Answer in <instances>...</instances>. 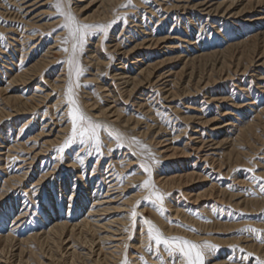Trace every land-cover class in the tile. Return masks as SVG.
I'll return each mask as SVG.
<instances>
[{"label": "rangeland", "instance_id": "rangeland-1", "mask_svg": "<svg viewBox=\"0 0 264 264\" xmlns=\"http://www.w3.org/2000/svg\"><path fill=\"white\" fill-rule=\"evenodd\" d=\"M18 1L22 2V0ZM34 1L36 5L29 8V11L33 13L35 11V16H37L34 20L42 27L37 25L38 27L35 26L31 30H38L37 35L42 34V36L47 37L57 35L56 48H59L53 49V52L55 51L54 56L58 63L44 72V79L37 77L42 79L40 81L42 82L41 86L38 84L37 78L35 81V77L28 81V84H24V98L31 95L36 96L33 100L35 109H29L18 114L20 117L11 113L9 116L6 115L7 118L4 116L0 120V264H122L125 256H127L129 264H144L145 261L147 264H161V259L163 264H173V257L164 251L163 246L160 247L159 252H157L155 245H153L152 251L147 250V227L141 218H147L157 223L158 228L166 236H182L189 240H195L197 243L207 241L209 244L217 245V249L205 251V264H257V258L264 261V243L260 242L261 239H264V192L261 191L264 180L257 181L251 178L253 174L257 177H264V19H260L264 16L262 15L264 2L251 8L250 0H212L209 2L213 4L227 2L225 6L228 2L234 1V3L230 6L231 9L228 7V11L226 10L228 13H222L223 6L219 10L221 12L215 15L210 13L211 16L209 13H202L199 7L193 6V3L196 4L201 0H124L126 2L123 4H112L114 13L116 11L121 12H118L121 17H118L115 23H109L110 27L107 30L110 31L111 28L113 30L111 29L110 33L108 31L107 36L109 38L107 36L105 38L108 40L114 36L115 38L118 37L117 39L122 41L123 47L120 51L114 52L107 50L108 47L104 49L101 58H105V61L108 60L109 65L108 62L104 61L103 64L97 65L95 68L82 57L88 54L90 46L100 37L101 31L94 30L93 34L86 37L81 53L80 50L77 53V58L81 57V62H83L81 67L83 75L79 78L80 87L75 89L78 104L85 111L88 110L94 115H98L100 106L107 107L108 104V106L112 105L113 107L116 103L121 105V119H116L115 116L113 118L108 112L102 116V119L106 118L107 121H111L119 129H123L122 132L128 136L127 138L132 139L136 154L141 159L147 160L153 167L152 170L154 169L153 180L156 188L166 194L163 215L155 210L158 204L143 202L137 208L138 217L136 226L132 231L131 208L138 199L147 194L140 188L133 187L142 184L143 180L147 178L140 167L145 161L136 159V156L132 155L131 149H127L121 141L119 143L114 136L110 137V131L104 126L101 130L102 133L105 132L106 136L100 131V152L96 151L93 143L83 145L79 139L66 148L63 153L58 151L71 130L65 98L66 89L64 91V89L56 87L51 90L50 87L42 85H45V80L54 81L60 73V64L64 59L62 55H65L60 48L68 45L62 43L64 37L67 36V31L59 27L63 17L58 16L55 8L51 7L54 0ZM75 1L72 0V2ZM89 2L90 0L77 2V4H81L80 8H82L80 15H89L98 9L97 3ZM12 3L9 0H0V14H4V17L1 15L2 18H0V21L2 20L0 27L5 26L4 31L0 30V33L6 32L3 33V41L0 39V50L3 51H10L9 46L11 48L16 43L14 36H18L16 35L18 32H13L10 35L11 30H15L16 23L20 21L17 19L16 6ZM181 5L185 7L181 8ZM246 6L248 7L245 8ZM38 7L39 9L36 10ZM192 8L196 9L192 10ZM29 11L28 14L31 13ZM130 12L132 14H129ZM122 13L129 15L123 19ZM29 27L26 28L30 29ZM6 28L7 30H5ZM125 29L129 31L127 32ZM134 29L138 32H136L137 34L134 33ZM22 35L20 34L18 38H21ZM105 38L104 40H106ZM135 38H138L139 42L149 40V43H154L153 41L156 39L162 38H165V41L150 48V51L149 48H146L148 53L142 46L140 51L135 50L137 54L135 51L130 53L131 59H128L127 56L125 60L126 56L122 52L130 50L139 43L135 41ZM24 39L26 41L21 40L20 43L28 45V50H34V48L40 50L31 53L34 57L30 54L25 56L22 65L35 61V58L44 53L42 49L46 47V44L47 47L52 46L51 41L53 40L51 38L39 45L36 41L32 44L29 38ZM5 43L7 46H4ZM33 46L34 48H32ZM24 51L26 52V50ZM191 51L192 53H190ZM132 54L137 58H134L135 56ZM0 55H4L3 60L6 59V54L0 52ZM197 56L201 57L198 58ZM118 58L125 60V62L128 60L126 63L124 62L128 68H124L125 73L131 71V73L129 72L131 75H136L143 64L144 66L146 63L156 65L153 78L156 79V77L161 76L160 81L146 84L138 88L139 90L137 89L128 98L125 97L126 92L122 93L125 88L121 84V80L112 78L116 69L114 67L121 65ZM112 59L114 63H112ZM13 60L16 61L17 58L15 57ZM134 60H140L137 61L141 66L140 69H137L138 65H135L137 68L130 65ZM2 63L0 62V64ZM244 67L248 68L242 71ZM117 70L119 71L116 73L123 71L120 68ZM95 73L97 77L101 76L100 81L92 79ZM153 78L152 81H154ZM2 81L4 83V79ZM172 81L173 83H171ZM104 82V88H95L98 87L96 85H101ZM206 82L207 84H205ZM109 87L114 88L116 92L119 90L122 95L120 99L116 98V102H114L115 98L111 99L112 96L108 92ZM165 87H169L167 88L168 91ZM34 90L37 92L34 93ZM172 90L177 94L174 98L171 94ZM49 91L50 95L45 100H41L40 96L46 95ZM165 92L166 94H164ZM12 93L18 94V89ZM0 100V108L6 107L5 109L9 110L10 105L6 106L4 102L2 104V95ZM53 103L55 107H51ZM46 107H49V110ZM244 111L245 114L243 115L242 112ZM52 112L53 114H51ZM23 113L25 114L23 115ZM130 115H132V119H135L128 122L124 121V118ZM48 116L50 117L48 118ZM228 121L227 128H222L224 131L226 128L225 132L227 133H223V130L216 133L207 131L211 124L220 123L218 125L222 126ZM250 123L253 124L251 132L238 139L237 135L241 128ZM147 125L150 126L149 130L147 134L143 135L142 131L146 130ZM21 127L23 129L20 131L19 128ZM59 127L66 128L64 132L58 133ZM42 130H44L43 133H41ZM192 132L193 136L191 135ZM202 132L204 134H201ZM198 136L199 138L203 136V140L199 139ZM225 138L227 141L222 142V139ZM135 141H139V145ZM195 141L199 143L197 144ZM212 142L217 143L216 149H210L216 146L215 144L210 145ZM200 144L202 147L199 146ZM74 145L80 146L74 148ZM144 145L147 146V149L143 148ZM232 146L233 150L230 151ZM175 149L177 150L173 155ZM147 150H150V153ZM131 157L133 159H130ZM70 158L71 161L69 162ZM152 158L158 163H154ZM81 159L83 163H80ZM101 164L103 166L100 167ZM69 165L71 166L68 167ZM93 167L97 168L96 176L92 175ZM249 169H255V173L248 171ZM106 173L109 175H105ZM129 173L135 174L129 175ZM187 174H192L194 177L186 179ZM13 175L17 178L14 179ZM171 176L175 177L173 183L167 182L166 179ZM81 177L89 184L88 186H101L99 196L104 197L101 198L100 202H102L103 207H107L105 213H99L101 215L96 216L89 215L90 206H93L94 201L91 197L85 199L86 193L84 191L88 188L82 186ZM106 179H108L107 182ZM65 180L77 183L72 188V184H66ZM96 182L97 184H95ZM125 184L128 186L123 189ZM106 193L107 195H105ZM134 194H137L136 197L128 204L126 200ZM48 195L53 196L54 202ZM67 196L73 198L68 204L65 201L66 198L69 199ZM83 218L93 219L99 223L107 222V227H100L99 230L95 231L93 228L80 226L81 220H85ZM61 222H66L68 229L66 228L63 233L61 232L58 239L59 243L55 247L56 245L47 237L50 238L48 233L52 226ZM248 228L260 229L261 232L241 231ZM114 229H117L116 232H113ZM191 229H195V231ZM111 231L113 232L112 239L109 241L100 239L104 235L111 234ZM9 236L12 237H10V241L6 240ZM110 249L112 250L111 254H109ZM249 253L252 255L249 256ZM174 258L175 264H183L178 253L174 254Z\"/></svg>", "mask_w": 264, "mask_h": 264}, {"label": "bare ground", "instance_id": "bare-ground-1", "mask_svg": "<svg viewBox=\"0 0 264 264\" xmlns=\"http://www.w3.org/2000/svg\"><path fill=\"white\" fill-rule=\"evenodd\" d=\"M6 1V0H5ZM9 1H12L13 3V5L14 6H16V11H17V19L18 20H20V21H18L17 23H16V25H17V27H14V29L15 30H11L12 32H10V35L14 32V33H16V32H18L16 35H22V37L21 38H18V36L17 37H15L14 36V41L16 42V43H14L15 44V46H13V47H11L10 48V46H9V49H10V51H3V50H0V52L1 53H3V54H6V59L5 60H3V56H1L0 55V59H2V60H0V62H3L2 64H0V94L2 95V104H3V102H4V104L7 106V105H10V108H9V110H7V109H5L6 107H1L0 108V120L4 117V116H9L11 113H13V114H15V115H18V114H20V113H22V112H25L26 110H31V109H35L34 108V106H33V100L35 99L34 97H36V96H34V95H31L30 97H28V98H24V95H25V93H24V90H23V86H24V84L26 85V84H28V81H30L31 79H33L34 77H35V81H36V78L37 77H44L43 76V74H44V72H46V70L47 69H49L50 67H52V66H54V65H56L58 62L55 60V56H54V53H55V51L53 52V49H58V48H56L57 46H56V42H57V35H51L50 37H47V36H42V34H36V33H38V30H34V29H32L31 30V28H35V26L36 27H38L37 25H40V24H38L35 20H34V18L37 16H35V11H34V13L33 12H31V11H29V8H31V7H33L34 5H36V2L34 1V0H22V2H19L18 0H9ZM41 1V0H40ZM80 1H82V0H76L75 2H72V0H63V2H64V7H65V10H68V8H69V3H70V10H71V12L72 13H74L75 14V16L78 18V20L81 22V23H87V24H93V25H105V26H107V25H109V23L111 22V23H113V21H115L116 22V20L118 19V17H121L120 16V14H118V12L116 11V13H114V10H113V8H112V4L113 5H120V4H123V3H125L126 1H124V0H90V2L89 3H97L98 5H97V7H98V9L95 11L94 10V12L93 13H91V14H89V15H85V16H82V15H80V12L82 11L81 9L82 8H80V5L81 4H77V2H80ZM181 1V0H180ZM185 1V0H184ZM187 1V0H186ZM209 1H212V0H207V1H199V2H197L196 4H194L193 3V6H197V7H199V10L202 12V13H204V14H207V13H209V15H210V13H214V15L215 14H218L219 12H221L222 11V13L224 12V13H228V12H226V10L228 11V7L230 8V6H232L233 5V3H234V1L233 2H228V4L225 6V4L227 3V2H217V4H213V3H211V2H209ZM189 2V1H188ZM187 2V3H188ZM237 2V1H236ZM235 2V3H236ZM264 2V0H250V7L251 8H254V7H257V6H259L261 3H263ZM1 3H2V1H1ZM183 3V2H182ZM6 4H8V3H6ZM178 4V3H177ZM180 4V3H179ZM189 4V3H188ZM12 5V6H13ZM137 5H138V2H137ZM163 5V4H162ZM4 6V5H3ZM6 6V5H5ZM13 6V7H14ZM183 5H181V8H184V7H182ZM187 6V5H186ZM224 6V8H223V10H221V11H219L221 8L220 7H223ZM11 8V6H8V8ZM138 7V6H137ZM248 6H246L245 8H247ZM5 8V7H4ZM124 8V7H123ZM179 8V7H178ZM177 8V9H178ZM245 8H243V9H245ZM1 9V8H0ZM13 9V8H12ZM37 9H39V7L38 8H36V10ZM152 9V8H151ZM150 9V10H151ZM194 8H192V10H193ZM196 9V8H195ZM194 9V10H195ZM231 9V8H230ZM229 9V10H230ZM242 9V10H243ZM122 10V9H121ZM126 10H128V9H126ZM125 10V11H126ZM149 10V11H150ZM1 11V10H0ZM12 11V10H11ZM28 11L29 12H31V13H29L28 14ZM131 11H133V10H131ZM152 11V10H151ZM122 12H124V11H122ZM153 12V11H152ZM4 13V12H3ZM15 13V12H14ZM20 13V14H19ZM119 13H121V12H119ZM138 13V12H137ZM154 13V12H153ZM223 13V14H224ZM236 13H238V12H236ZM236 13H233V14H236ZM16 14V13H15ZM129 14H132L131 12L129 13ZM128 14V15H129ZM239 14V13H238ZM2 14H0V16H1ZM4 15V14H3ZM2 15V16H3ZM8 16H9V14H7ZM124 15V16H123ZM128 15H127V13H122V18L123 19H125V17L127 16L128 17ZM198 15V14H197ZM200 15V14H199ZM262 15H264V13L262 14ZM2 16L0 17V18H2ZM28 16H30V17H28ZM133 16V15H132ZM138 15H136V17H137ZM171 16V15H170ZM211 16V15H210ZM234 16V15H233ZM4 17V16H3ZM7 17V16H6ZM139 17V16H138ZM144 18V17H143ZM198 18V17H197ZM208 18V17H207ZM9 19V18H8ZM15 19V18H14ZM121 19V18H120ZM127 19V18H126ZM136 19V18H135ZM135 19H133V20H135ZM261 20L262 19H264V16H263V18H260ZM130 20V19H129ZM128 20V21H129ZM141 20H142V18H141ZM191 20V19H190ZM2 21V20H1ZM1 21H0V23H1ZM6 21H8L7 19H6ZM15 21V20H14ZM17 21V20H16ZM127 21V22H128ZM132 21V20H131ZM136 21H137V19H136ZM193 21V20H192ZM191 21V22H192ZM4 22H5V20H4ZM114 22V23H115ZM144 22V21H143ZM188 22V21H187ZM63 23V20L61 21V24ZM135 23H137V22H135ZM181 23V22H180ZM194 23V22H193ZM233 23V22H232ZM5 24V23H4ZM118 24V23H117ZM116 24V25H117ZM125 24V23H124ZM190 24H192V23H190ZM115 25V24H114ZM132 25V24H131ZM136 25V24H135ZM181 25H182V23H181ZM222 25V24H221ZM4 26V25H3ZM30 26V27H29ZM133 26H134V24H133ZM136 26H139V25H136ZM185 26V25H184ZM5 27V26H4ZM4 27H0V30L1 31H4ZM6 27H7V25H6ZM10 27V26H9ZM8 27V28H9ZM26 27H29L30 29H28V28H26ZM40 27H42L41 25H40ZM187 27V26H186ZM206 27V26H205ZM11 28V27H10ZM13 28V27H12ZM115 28V27H114ZM215 28V27H214ZM219 28V27H218ZM37 29H39V28H37ZM109 29V28H108ZM112 30H113V28H111ZM111 29H110V31H111ZM129 29V28H128ZM130 29H131V27H130ZM132 29H133V27H132ZM137 29V28H136ZM139 30H140V28H138ZM5 30H7V28L5 29ZM9 30V29H8ZM94 30H99V29H94ZM93 30V31H94ZM115 30V29H114ZM117 30V29H116ZM121 30V29H120ZM125 30H127V29H125ZM215 30V29H214ZM41 31V30H40ZM109 30H107V32H108ZM110 31H109V33H110ZM123 31H124V29H123ZM122 31V32H123ZM129 30H127V32H128ZM133 31H135V29L133 30ZM192 31V30H191ZM8 32V31H7ZM130 32H132V31H130ZM129 32V33H130ZM137 31H135L134 33H136ZM141 32V31H140ZM145 32V31H144ZM236 32V31H235ZM2 33V32H1ZM4 33V32H3ZM2 33V34H3ZM6 33V32H5ZM4 33V34H5ZM97 33V32H96ZM108 33V34H109ZM119 33V32H118ZM125 33V32H124ZM138 33V32H137ZM136 33V34H137ZM123 34V33H122ZM121 34V35H122ZM127 34V33H126ZM131 34V33H130ZM135 34V35H136ZM143 34V33H142ZM147 34V33H146ZM152 34V33H151ZM150 34V35H151ZM188 34V33H187ZM187 34H185V35H187ZM8 35V34H7ZM100 37L99 38H97V40L95 41V43H92V45L90 46V49H89V52H88V54L85 56V57H82L83 59H85V61H87V63L88 64H90V65H92L94 68L97 66V65H100V64H103L104 63V61H105V58H101V55L103 56V54H104V49H106L107 47V50H110V51H120L121 49H122V41H119L117 38L118 37H116L115 38V36L112 38L111 36V38L112 39H106L105 38V34L101 31L100 32ZM125 35V34H124ZM193 35V34H192ZM234 35V34H233ZM25 36V37H24ZM37 36V37H36ZM141 36V35H140ZM4 37H5V35H4ZM124 37V36H123ZM127 37V36H126ZM133 37H134V35H133ZM136 37V36H135ZM186 37V36H185ZM189 36L187 35V38H188ZM13 38V37H12ZM18 38V39H17ZM24 38H29L30 40H31V43L33 44V42H37L39 45H42L41 43L44 41H47V40H49V39H51V38H53V40L51 41L52 42V46H48L47 47V44H46V47L44 48V49H42L43 51H44V53H40L41 55H39L38 56V58H35V61H33V62H30L29 64H24V65H22V62H23V60H24V58H25V56H27V55H31V53H35V52H37L38 50H40V49H38V48H34V46L32 47V48H34V50H28V48H27V46L28 45H26V44H24L23 45V43L21 42L20 43V41L22 40H25ZM104 38L107 40H104ZM107 38H109L108 36H107ZM125 38V37H124ZM128 38V37H127ZM5 39H7V38H5ZM4 39V40H5ZM63 39V38H62ZM87 39V38H86ZM120 39V38H119ZM130 39H131V37H130ZM136 39V40H135ZM134 40L137 42H139V40H137L138 38H135ZM153 39V38H152ZM185 39V38H184ZM189 39H190V37H189ZM188 39V40H189ZM32 40H34V41H32ZM132 40H133V38H132ZM143 40H145V39H143ZM147 40V39H146ZM191 40V39H190ZM1 41H3V39L1 40ZM7 41V40H6ZM6 41H4V42H6ZM13 41V40H12ZM26 41V40H25ZM28 41V40H27ZM60 41V40H59ZM86 41V40H85ZM130 41V40H129ZM141 41V40H140ZM151 41V40H150ZM163 41H165V38L163 39H156L155 41H153L154 43H149V40H147L146 42L144 41H142V42H139V43H137V44H135L132 48H130V50H125V51H123L122 53H123V55H125L126 57H125V60L127 59V56H128V59H131V55H130V53H134L133 51H138L140 48H142V46L145 48V51H146V48H149V51H150V48H152V47H155V46H157L158 45V43L160 44L161 42H163ZM193 41V40H192ZM131 42H133V41H131ZM11 43V42H10ZM27 43V42H26ZM190 43V42H189ZM1 44V43H0ZM6 44V43H5ZM13 44V43H12ZM11 44V45H12ZM13 44V45H14ZM45 44V43H44ZM49 44V43H48ZM108 46H107V45ZM36 45V44H35ZM39 45H37L38 47H39ZM50 45V44H49ZM58 45V44H57ZM85 45V44H84ZM4 46H7V44L6 45H4ZM186 46V45H185ZM190 46H192L191 44H190ZM209 46V45H208ZM53 47H55V48H53ZM64 47H65V45H64ZM67 47L69 48V49H71V42L67 45ZM131 47V46H130ZM31 48V47H30ZM187 48V47H186ZM185 48V49H186ZM196 48V47H195ZM194 48V49H195ZM0 49H1V46H0ZM61 49H63V46H61V48H60V50ZM177 49H178V47H177ZM24 50H26V52L24 51ZM28 50V51H27ZM166 50V49H165ZM197 50V49H196ZM59 51V50H58ZM57 51V52H58ZM135 51V53L137 54V52ZM140 51V50H139ZM61 52H63V51H61ZM142 52V51H141ZM141 52H139V53H141ZM144 52V51H143ZM147 52V51H146ZM59 53V52H58ZM80 53H81V50H80ZM148 53V52H147ZM147 53H146V55H147ZM190 53H192V51L190 52ZM64 54L65 55H62V56H64V59H63V61L61 62V68L59 69V71H60V73L58 74V76L57 77H55V80L53 81V80H45V82H44V80H43V82L45 83V85H42V86H48V88L50 87V89L51 90H54L53 88H61V89H64V91H65V89H66V87H67V84H68V79H69V66H68V64H67V59H68V56H69V53H66V52H64ZM189 54V53H188ZM116 55H117V53H116ZM132 55H134V54H132ZM179 55V54H178ZM32 56V55H31ZM60 56V55H59ZM112 56H113V54H112ZM135 56V55H134ZM139 56V55H138ZM187 56V55H186ZM191 56V55H190ZM17 58V60L15 61V60H13L14 58ZM32 57H34V56H32ZM114 57V56H113ZM133 57V56H132ZM198 57V56H197ZM199 57H201V56H199ZM198 57V58H199ZM254 57V56H253ZM62 58V57H61ZM81 58V57H80ZM80 58H77L78 59V61H79V65H80V67H82V64H83V62H81L82 60L80 59ZM115 58H116V56H115ZM122 58H124V57H122ZM134 58H137V56H135ZM141 58V57H140ZM148 58V57H147ZM255 58V57H254ZM60 59V58H59ZM119 59V58H118ZM117 59V60H118ZM194 59V58H193ZM57 60H58V58H57ZM116 60V59H115ZM125 60L123 61L121 58L119 59V64H121L120 65V67H114V68H116L114 71L115 72H113L114 74L112 75V78L113 79H116V80H121V84H123L124 85V88L125 89H123V91H122V93L123 92H126L125 93V97H129V96H131L132 95V93L133 92H135L138 88H141V87H143V86H145L146 84H151L152 82H158V81H160L159 80V78L161 77H156V79H154L153 77V75H155V67H156V65H153V64H147L146 63V66H144V64H143V67L140 69V67L141 66H139V64H138V62L140 61H138V60H134V62H131V64L130 65H138V68L137 69H140V71L139 72H137V74L136 75H131L130 73H131V71H128V73L126 74L125 73V68H128V67H126L125 65V63L128 61H126L125 62ZM183 60V59H182ZM9 61H15V62H9ZM112 63H114V60L112 59ZM138 61V62H137ZM145 61V60H144ZM105 62H108V60L107 61H105ZM125 62V63H124ZM149 62V61H148ZM60 63V62H59ZM111 63V64H112ZM141 63H142V60H141ZM217 63V62H216ZM108 65H109V62L107 63ZM107 64H106V66H107ZM11 65H12V67H11ZM114 65V64H113ZM116 65V64H115ZM187 65V64H186ZM221 65V64H220ZM232 65V64H231ZM101 66H103V65H101ZM129 66V65H128ZM56 67V66H55ZM110 67V66H109ZM125 67V68H124ZM130 68H131V66H129ZM98 68V67H97ZM96 68V69H97ZM106 68V67H105ZM111 68V67H110ZM118 68H120L121 70H123V71H121L120 73H116V71L118 72L119 70H117ZM248 68V67H247ZM247 68L246 67H244L243 68V70L242 71H245V70H247ZM93 69V68H92ZM132 69H135L134 67H132ZM136 69V70H137ZM205 69V68H204ZM106 70H108V69H106ZM157 70V69H156ZM91 71H93V70H91ZM97 71V70H96ZM50 72V71H49ZM95 72V71H94ZM106 72V71H105ZM126 72H127V70H126ZM130 72V73H129ZM135 72V71H134ZM189 72V71H188ZM107 73V72H106ZM116 73V74H115ZM133 73V72H132ZM205 73H206V70H205ZM109 74V73H108ZM193 74V73H192ZM217 74V73H216ZM46 76H47V74H45ZM91 75H93V74H91ZM157 75V74H156ZM101 77V76H100ZM100 77H97V74L95 73L94 75H93V77H92V79L93 80H99V78ZM107 77V76H106ZM154 79V81H152V78ZM222 77V76H221ZM4 79V83H2L3 80ZM38 79V78H37ZM44 79V78H43ZM73 79L75 80V77H73ZM42 79H38V84L41 86V83L42 82H40ZM261 80V79H260ZM100 81V80H99ZM244 81V80H243ZM55 82H58V83H55ZM115 83V82H114ZM163 83V82H162ZM166 83H168V82H166ZM171 83H173V81L171 82ZM170 83V84H171ZM175 83V82H174ZM204 83V82H203ZM38 84H37V86H38ZM161 84V83H160ZM205 84H207V82L205 83ZM217 84V83H216ZM110 85V84H109ZM114 85V84H113ZM204 85V84H203ZM96 86H98V87H95V88H104L105 87V82L104 83H102L101 85H96ZM108 86V85H107ZM116 86V85H115ZM155 86V85H154ZM165 85L163 84V87H164ZM168 86H169V84H168ZM173 86V85H172ZM31 87V86H30ZM119 87V86H118ZM34 88V87H33ZM37 88V87H36ZM121 88V87H120ZM166 88V90H167V88H169V87H165ZM165 88H164V91H165ZM12 90V91H9V90ZM15 89H18V94H13L12 92L13 91H15ZM30 89V91H32L31 90V88H29ZM122 89V88H121ZM201 89V88H200ZM139 90V89H138ZM159 90H161V89H159ZM102 91V90H101ZM163 91V90H162ZM168 91V90H167ZM35 92H37V90H34V93ZM45 92V91H44ZM104 92H105V90H104ZM104 92H102V93H104ZM108 92L110 93V96H112L111 97V99L112 98H119L120 99V96H122L121 95V93H119V90L116 92V90L114 89V88H110L109 87V89H108ZM141 92H142V90H141ZM42 93H43V91H42ZM53 93V92H52ZM51 93V94H52ZM57 93V92H56ZM105 93H107V92H105ZM159 93H163V92H159ZM170 93V92H169ZM164 94H166V92L164 93ZM171 94H172V97L174 98V97H176V92L175 91H173L172 90V92H171ZM0 95V96H1ZM38 95V94H37ZM42 95V94H41ZM50 95V91L49 92H47V94L46 95H42V96H40L42 99L41 100H45L48 96ZM106 95H108V94H106ZM145 95V94H144ZM143 95V96H144ZM26 96H28V95H26ZM25 96V97H26ZM109 96V95H108ZM167 96V95H166ZM60 97V96H59ZM78 97V96H77ZM195 97V96H194ZM38 99H39V97H37ZM83 98V97H82ZM168 98H170V97H168ZM172 98V99H173ZM37 99V100H38ZM117 99L114 101V102H116L117 101ZM143 99V98H142ZM171 99V100H172ZM260 99V98H259ZM40 100V99H39ZM38 100V101H39ZM40 100V101H41ZM81 100V99H80ZM83 100V99H82ZM114 100V99H113ZM125 100V99H124ZM146 100V99H145ZM144 100V101H145ZM149 100V99H148ZM159 100V99H158ZM261 100V99H260ZM1 101V100H0ZM31 101H32V103H31ZM78 101V100H77ZM120 101H122V100H120ZM264 101V100H263ZM81 102V101H80ZM111 102H112V100H111ZM142 102V101H141ZM39 103V102H38ZM42 103V102H41ZM48 103H49V101H48ZM51 103V102H50ZM86 103V102H85ZM88 103V102H87ZM137 103H139L138 101H137ZM37 104V103H36ZM40 104V103H39ZM119 103H116L115 105H113V107L115 108L114 110H113V107H112V105L111 106H108V104H107V107H101V109H100V107H99V112H98V115H94L93 113H90V112H88V110L87 111H85V109H83L82 107H81V105H79L82 109H83V111L84 112H86L90 117H92V119L94 120V121H96V122H98V123H100L102 126H104L106 129H108L110 132H112V133H119V134H121L122 135V137H123V140L121 141L122 142V144H124L125 146H126V148L127 149H131V151L133 152L132 153V155H135L136 156V159H138L139 161H145V159H141L140 157H139V155L138 154H136V149H134L133 148V141H132V139H130V138H127L128 136H125L124 134L125 133H123L122 132V130L121 129H119L118 127H117V125H115L114 123H112L111 121H107V119L106 118H104V119H106V120H104V119H102V116H104V115H106V114H108V113H110L112 116H113V118H114V116L116 117V119H121V117H122V114H121V112L122 111H120V107H121V105H118ZM122 104H123V102H122ZM140 104V103H139ZM146 104V103H145ZM45 105V104H44ZM54 105V106H53ZM147 105V104H146ZM158 105V104H157ZM88 106V105H87ZM92 106H94V105H92ZM117 106H119V107H117ZM139 106V105H138ZM138 106H137V108H138ZM141 107H142V105H140ZM174 106V105H173ZM172 106V107H173ZM245 106V105H244ZM36 107V106H35ZM51 107H55V104L53 103L52 105H51ZM146 107V106H145ZM37 108V107H36ZM47 108V107H46ZM49 108V107H48ZM47 108V109H48ZM149 108H150V106H149ZM148 108V109H149ZM39 109V108H38ZM60 109V108H59ZM86 109H87V107H86ZM170 109H171V107H170ZM173 109V108H172ZM174 109H176L175 107H174ZM49 110V109H48ZM56 110V109H55ZM33 111V110H32ZM31 111V112H32ZM60 111V110H59ZM172 111V110H171ZM177 111V110H176ZM53 112H54V110H53ZM53 112L51 113V114H53ZM55 112H57V111H55ZM108 112V113H107ZM29 113H30V111H29ZM28 113V114H29ZM48 113H50V112H48ZM156 113V112H155ZM154 113V114H155ZM247 113V112H246ZM25 113H23V115H24ZM64 114V113H63ZM133 114V113H132ZM242 114L244 115L245 114V111L244 112H242ZM22 115V116H23ZM41 115V114H40ZM123 115H125V114H123ZM7 116H6V118H7ZM19 116V115H18ZM50 116H52V115H50ZM50 116H48V118L50 117ZM55 116H56V114H55ZM66 116V115H65ZM108 116V115H107ZM17 117V116H16ZM20 117V116H19ZM42 118V117H41ZM11 119V118H10ZM19 119V118H18ZM17 119V120H18ZM33 119V118H32ZM133 119H135V118H133ZM132 119V115H130L129 117H127L126 116V118H124V121H126V122H128V121H131V120H133ZM233 119H235L236 120V118H233ZM46 120V119H45ZM44 120V121H45ZM61 120V119H60ZM59 120V121H60ZM110 120V119H109ZM193 120V119H192ZM234 120V121H235ZM240 120V119H239ZM32 121V120H31ZM36 121V120H35ZM47 121V120H46ZM58 121V122H59ZM67 121V120H66ZM37 122V121H36ZM48 122V121H47ZM62 122V121H61ZM64 122V121H63ZM62 122V123H63ZM123 122V121H122ZM135 122H137V120H135ZM235 122H238V121H235ZM255 122V121H254ZM43 123V122H42ZM119 123V122H118ZM124 123V122H123ZM228 123H229V121L225 124H222V126H219L220 125V123H216V124H211V126H210V128L207 130V131H212L213 133H216V132H219V131H222L224 128L223 127H226V125H228ZM233 123V122H232ZM25 124V123H24ZM122 124V123H121ZM134 124V123H133ZM182 124V123H181ZM219 124V125H218ZM231 124V123H230ZM238 124V123H237ZM42 125V124H41ZM47 125V124H46ZM135 125V124H134ZM234 125V124H233ZM236 125V124H235ZM234 125V126H235ZM2 126V125H1ZM4 126L6 127V125L4 124ZM3 126V127H4ZM163 126V125H162ZM161 126V127H162ZM252 126H253V124H248V125H246L245 127H243V128H241V131H240V133H238V139H240V138H242V137H244V136H247L250 132H251V130H252ZM2 127V128H3ZM26 127V126H25ZM121 127H123L122 125H121ZM147 128H146V130L145 131H142V133H143V135H145V134H147V132H148V130H149V125H147L146 126ZM202 127V126H201ZM1 128V129H2ZM65 128L66 127H59V130L57 131L58 133L60 132H64V130H65ZM165 128V127H164ZM194 127H192V129H193ZM223 128V129H222ZM227 128V127H226ZM226 128H225V131H226ZM229 128V127H228ZM21 129H23L22 127L21 128H19V130L21 131ZM105 129V130H106ZM151 129V128H150ZM40 130V129H39ZM50 130V129H49ZM141 130H143V129H141ZM194 130V129H193ZM192 130V131H193ZM229 130V129H228ZM4 131V130H3ZM5 131H6V129H5ZM107 131V130H106ZM109 131H107V132H109ZM197 131V130H196ZM224 130L222 131L223 133L225 132ZM19 132V131H18ZM44 132V130H42L41 131V133H43ZM50 132V131H49ZM139 132H141V131H139ZM221 132V133H222ZM41 133H39L40 135H41ZM101 133H102V130H101ZM105 133V132H104ZM104 133H102V134H104ZM128 133V132H127ZM195 133V132H194ZM209 134L211 133V132H208ZM225 133H227V132H225ZM66 134V133H65ZM139 134V133H138ZM197 134V133H196ZM201 134H204L203 132L201 133ZM6 136H7V134H5ZM61 135V134H60ZM105 136H106V134H104ZM128 135V134H127ZM156 135V134H155ZM191 135L193 136V132L191 133ZM206 135H208L207 133H206ZM218 135V134H217ZM221 135V134H220ZM5 136V137H6ZM68 136V135H67ZM103 136V135H102ZM104 136V137H105ZM141 136V135H140ZM211 136H213V135H211ZM9 137H10V135H9ZM62 137H63V135H62ZM150 137V136H149ZM189 137H190V134H189ZM56 138V137H55ZM64 138V137H63ZM194 138V137H193ZM198 138H199V136H198ZM206 138V137H205ZM205 138H204V140H205ZM208 138V137H207ZM5 139V138H4ZM9 139V138H8ZM59 139V138H58ZM57 139V140H58ZM65 139V138H64ZM108 139V138H107ZM151 139H152V137H151ZM199 139H202L203 140V136H202V138L200 137ZM237 139V138H236ZM55 140V139H54ZM54 140H53V142H54ZM153 140V139H152ZM192 141H193V139H191ZM201 140V141H202ZM207 140V139H206ZM209 140V139H208ZM212 140V139H211ZM223 141L222 142H226L227 141V138H225V139H222ZM243 140V139H242ZM196 141H198V140H196ZM195 141V143H199V142H196ZM5 142V141H4ZM58 142V141H57ZM57 142H56V144H57ZM63 142V141H62ZM111 142V141H110ZM243 142V141H242ZM7 143V142H6ZM76 143H78V142H76ZM120 143V142H119ZM159 144H160V142H158ZM202 143V142H201ZM205 143H207V142H205ZM213 143V144H212ZM212 143H210V145H216L215 147H212V148H210V149H216V147L218 146L217 145V143L216 142H212ZM74 144V143H73ZM107 144V143H106ZM196 144V145H197ZM15 145V144H14ZM39 145V144H38ZM84 145V144H83ZM139 145V144H138ZM12 146V145H11ZM77 147H79L80 145H76ZM75 145H74V148L76 147ZM199 146H201V144L199 145ZM199 146H198V148H199ZM208 146V145H207ZM15 147H16V145H15ZM18 147V146H17ZM70 147V146H69ZM202 147V146H201ZM200 147V148H201ZM13 148V147H12ZM27 149V148H26ZM30 149V148H29ZM83 150H85V149H83ZM176 150L177 149H175L174 150V153H173V155L176 153ZM199 150V149H198ZM231 150H233V146H232V148L230 149V151ZM40 151V150H39ZM87 151V150H86ZM143 151H144V149H143ZM92 152V151H91ZM140 152H142V151H140ZM217 152V151H216ZM40 153V152H39ZM122 153V152H121ZM184 153V152H183ZM77 154V153H76ZM238 154V153H237ZM36 155V154H35ZM127 155H128V153H127ZM205 155H207V154H205ZM33 156V155H32ZM130 156V155H129ZM71 157V156H70ZM75 157H76V155H75ZM88 157V156H87ZM122 158V157H121ZM30 160H31V158H29ZM29 159H27V160H29ZM75 159V158H74ZM73 159V160H74ZM111 159V158H110ZM120 159V158H119ZM130 159H133V157H131ZM58 161V160H57ZM69 162L71 161V158H70V160H68ZM109 161V160H108ZM108 161H105V162H108ZM133 161V160H132ZM32 162V161H31ZM55 162V161H54ZM59 162V161H58ZM97 162H98V160H97ZM56 163V162H55ZM73 163V162H72ZM96 163V162H95ZM94 163V164H95ZM134 163V162H133ZM67 164H69V163H67ZM97 164V163H96ZM95 164V165H96ZM73 165V164H72ZM76 165V164H75ZM94 165V166H95ZM98 165V164H97ZM71 165H69L68 167H70ZM77 166V165H76ZM76 166H75V168H76ZM100 167L101 166H103L102 164L101 165H99ZM79 167V166H78ZM97 167V166H96ZM94 168V167H93ZM153 168V167H152ZM53 169V168H52ZM55 170H56V168H54ZM97 169V168H96ZM96 169L94 168V170H92L93 172H92V175L93 176H96L97 175V172H96ZM46 170H49V169H46ZM154 170V169H153ZM21 171V170H20ZM50 171V170H49ZM52 171V170H51ZM81 171V170H80ZM107 171V170H106ZM19 172V171H18ZM82 172V171H81ZM52 173V172H51ZM104 173V172H103ZM110 173V172H109ZM109 173H106L105 175H109ZM113 173H114V171H113ZM22 174V173H21ZM25 174V173H24ZM44 174H45V171H44ZM44 174H42V175H44ZM99 174V173H98ZM65 175V174H64ZM80 175V174H79ZM104 175V176H105ZM113 175V174H112ZM46 176V175H45ZM44 176V177H45ZM99 176H101V175H99ZM118 176H119V174H118ZM13 177H14V179H16L17 178V176H14L13 175ZM13 177H12V179H13ZM23 178H24V176H22ZM51 177V176H50ZM83 177V176H82ZM81 177V180H80V182L82 183V186L83 187H86V188H88V189H85V193H86V195H84V197H85V199H90V198H88V197H91V199H92V201H94L93 203V206L91 205L90 206V209H89V211H90V213H89V215L91 214V215H101V214H99V213H105V210H106V208L107 207H103L102 206V202H100V200H101V198H104L103 196L101 197V196H99V194H100V188H101V186L100 187H98L97 185L96 186H93V185H91V186H88L89 184L85 181V179H83ZM114 177V176H113ZM113 177H112V179H113ZM117 177V176H116ZM154 177V176H153ZM194 177V175H192V174H190V175H186L185 176V178L186 179H191V178H193ZM11 178V177H10ZM9 178V179H10ZM54 178V177H53ZM106 178V177H105ZM198 178V177H197ZM11 179V180H12ZM74 179V178H73ZM167 179V182H169V183H173L174 181H175V177H173V176H171V177H167L166 178ZM10 180V181H11ZM67 180H69L68 178H67ZM67 180H65V182H66V184H72V188H74V186L73 185H76V183L75 182H69V181H67ZM76 180V179H75ZM91 180V179H90ZM20 181H21V179H20ZM79 181V180H78ZM96 181V180H95ZM100 181H101V179H100ZM108 181V179H106V182ZM110 181H111V177H110ZM113 181H114V179H113ZM14 182V181H13ZM39 182V181H38ZM37 182V183H38ZM116 182V181H115ZM36 183V182H35ZM101 183V182H100ZM11 184V183H10ZM90 184H91V182H90ZM95 184H97V182L95 183ZM94 184V185H95ZM104 184H105V182H104ZM117 185H118V183H116ZM14 185V184H13ZM38 185V184H37ZM43 185V184H42ZM98 185H99V183H98ZM109 185H110V183H109ZM108 185V186H109ZM107 186V185H106ZM111 186V185H110ZM109 186V187H110ZM127 186H128V184H125V186H124V188L123 189H125V188H127ZM33 187V186H32ZM47 187V186H46ZM62 187H63V185H62ZM77 187V186H76ZM66 188V187H65ZM65 188H64V190H65ZM103 188H106V187H103ZM45 189H47V188H45ZM109 189V188H108ZM34 191V190H33ZM70 191V190H69ZM49 192L50 193H52V191H50L49 190ZM65 192V191H64ZM6 193V192H5ZM31 193V192H30ZM48 194V193H47ZM71 194V193H70ZM103 194V193H102ZM2 195H4V194H2ZM50 195H52V194H50ZM50 195H48L49 197H50ZM105 195H107V193L105 194ZM136 195L137 194H134V195H131L132 197L131 198H129V199H127L126 200V202L129 204V203H131L132 202V199H134L135 197H136ZM142 195V194H141ZM67 197H69V196H67ZM116 197V196H115ZM50 199L51 200H53V202H54V198H53V196H51L50 197ZM73 198L70 196L69 197V199L68 198H66V203L68 204V203H70L71 202V200H72ZM84 199V200H85ZM139 200V199H138ZM56 201V200H55ZM83 201V200H82ZM85 202V201H84ZM50 203V202H49ZM58 203V202H57ZM79 204H82L81 202H78ZM56 204V203H55ZM55 204H53V205H55ZM50 205V204H49ZM83 205V204H82ZM134 205V204H133ZM99 206V207H98ZM59 207V206H58ZM66 207H67V205H66ZM79 208V207H78ZM58 209V208H57ZM84 209V208H83ZM140 213V212H139ZM58 214V213H57ZM56 214V215H57ZM60 215V214H59ZM143 215V214H142ZM87 217V216H86ZM83 219H85V220H81L82 222H80L79 224H80V226L81 225H83V226H87V227H89V228H93L95 231H97V229L98 228H102V227H107L106 225H107V222H105V223H99L98 221H94L93 219V221L91 220V219H89V218H83ZM158 219V218H157ZM139 223V222H138ZM142 224V223H141ZM155 224H157V223H155ZM74 225H78V224H74ZM74 225H73V227H74ZM131 226V225H130ZM68 226H67V224H66V222L64 223V222H61L60 224H55V225H53L52 226V228L49 230V233H48V235L50 236V238L49 237H47L48 239H50L53 243H54V245H56L55 247H57V245H58V239L60 238V235H61V232L63 233L64 232V230L67 228ZM157 227H158V225H157ZM68 229V228H67ZM99 230V229H98ZM117 230V229H116ZM116 230L114 229L113 230V232H116ZM120 230V229H119ZM132 231L134 230L133 229V227H132V229H131ZM91 232H93V231H91ZM113 232L111 231V234H108V235H104V237H102V238H100L101 240H108L109 241V239H112V236H113ZM86 235V234H85ZM120 235V234H119ZM123 235V234H122ZM175 235V234H174ZM177 235H180V234H177ZM68 236V235H67ZM130 236V235H129ZM128 236V237H129ZM176 236V235H175ZM10 237L11 236H9V238H7L6 240H9L10 241ZM119 237V236H118ZM12 238V237H11ZM63 238V237H62ZM84 238V237H83ZM116 238V237H115ZM119 239V238H118ZM49 240V241H50ZM62 239H60V242H62L61 241ZM114 240V239H113ZM117 240V239H116ZM129 240V239H128ZM112 241V240H111ZM193 241V240H192ZM195 241V240H194ZM11 242H12V240H11ZM106 242V241H105ZM116 242V241H115ZM124 243H125V241H123ZM130 242V241H129ZM128 242V243H129ZM196 242V241H195ZM52 243V244H53ZM112 243H113V241H112ZM119 243V242H118ZM117 243V244H118ZM114 244V243H113ZM123 244V243H122ZM126 244V243H125ZM124 244V245H125ZM119 245V244H118ZM134 245V244H133ZM120 246V245H119ZM119 246H116V247H119ZM127 246V245H126ZM246 246H247V244H246ZM59 247V246H58ZM135 247V246H134ZM242 247H244V246H242ZM11 248V247H10ZM77 248V247H76ZM112 248H115V247H112ZM249 248V247H248ZM97 250V249H96ZM111 250V249H110ZM115 250V249H114ZM19 251V250H18ZM84 251V250H83ZM67 252V251H66ZM111 252H112V250L109 252V254H111ZM59 253V252H58ZM57 254V253H56ZM124 257V256H123ZM109 258V257H108ZM98 259V258H97ZM71 260V259H70ZM117 261V260H116ZM55 262V261H54ZM121 262V261H120ZM84 263V262H83ZM87 263V262H86ZM113 263V262H112ZM119 263V262H118Z\"/></svg>", "mask_w": 264, "mask_h": 264}, {"label": "snow or ice", "instance_id": "snow-or-ice-1", "mask_svg": "<svg viewBox=\"0 0 264 264\" xmlns=\"http://www.w3.org/2000/svg\"><path fill=\"white\" fill-rule=\"evenodd\" d=\"M127 6V5H125ZM51 7L55 8L56 14L60 17H63V23L59 25L62 30L67 31V36L62 40L63 44H69L71 42V49L64 47L62 50L66 53H69L67 64L69 66V79L65 91L66 104L68 107V118L69 123L71 124L70 134L65 139L64 143L59 147L58 151L63 153L66 148H68L73 142L79 139L81 144L93 143L96 151H101V137L100 131L102 125L92 119L83 109L79 106L75 89L80 87L79 78L83 75V70L79 65L77 59V53L79 50H82L85 44V39L90 34H93L94 29H99L107 36V29L110 25H93L87 23H81L74 13L70 10V3L68 10H65L63 0H54V3ZM115 21H113L114 23ZM3 38V34L0 33V39ZM75 77V80L73 79ZM109 136L120 142L123 140V137L119 133L109 132ZM134 139V138H133ZM139 144V141H135ZM144 149H147V146H143ZM150 153V150H147ZM153 162L155 161L154 158ZM80 163H83V160H80ZM143 169V172L147 175V178L143 180L142 184L134 185L133 187L140 188L145 191L147 194L142 196L131 208V221L132 227L135 228L136 221L138 217L137 208L143 202H150L158 204V207L155 209L161 215L165 209L163 208L165 195L159 189L156 188V185L153 180V170L151 165L147 160L140 165ZM255 173V169H249ZM135 173H129V175H134ZM253 180H264V177H257L255 174L251 177ZM261 191L264 192V185H261ZM144 225L147 227V239L148 245L147 250L152 251L153 245L157 252H159L160 247L163 246L164 251H166L170 257H173V264H175L174 254H179L180 258L183 261V264H205V251L217 249V245L209 244L207 241L202 243H197L195 241L189 240L182 236H166L164 233L157 227V225L147 219L141 218ZM171 223V221H169ZM182 226V225H177ZM195 231V229H191ZM241 231H248L251 233H259L260 229L248 228ZM261 243H264V239L260 240ZM235 247V246H233ZM243 251V249H241ZM249 256L252 254L249 253ZM143 259V258H142ZM122 264H129L127 256H125ZM144 264H147L145 261ZM161 264L163 260L161 259ZM257 264H264V261H260L257 258Z\"/></svg>", "mask_w": 264, "mask_h": 264}]
</instances>
